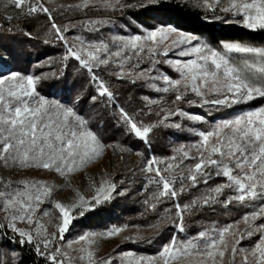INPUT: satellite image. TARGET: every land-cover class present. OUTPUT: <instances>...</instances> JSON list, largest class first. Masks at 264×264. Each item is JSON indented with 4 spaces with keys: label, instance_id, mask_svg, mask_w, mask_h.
I'll return each instance as SVG.
<instances>
[{
    "label": "snow or ice",
    "instance_id": "obj_1",
    "mask_svg": "<svg viewBox=\"0 0 264 264\" xmlns=\"http://www.w3.org/2000/svg\"><path fill=\"white\" fill-rule=\"evenodd\" d=\"M9 2L24 18L46 15L54 39L66 46L64 59L74 58L90 74V84L94 86L95 94L87 99L93 109L98 106L101 109L97 113V124L111 110V118L123 125L124 131L149 147L150 134L156 127L166 125L171 117L193 122H204L205 118L180 108L164 112L161 106L160 112L156 113L159 119L155 123H145L118 106L114 92L106 81L96 75L95 69L114 66L111 75L118 80L128 79L133 84L137 81H157L159 83H149L148 87L157 93L173 94L174 102L184 101L192 93L199 101L187 102L200 107L209 106L218 110L264 99V48L225 42L221 52L200 42L193 43L198 41L197 36L178 31L172 25L145 30L143 35L115 36L112 38L113 47L105 40L85 41L81 37L75 38L77 43L69 44L65 35L70 30L69 26L55 22L53 13L56 9L47 7L44 0ZM166 2L170 0H138L136 5L127 4L125 0H80L75 5H68L65 10L75 8L84 11L95 7L119 10L154 6L156 11H163ZM222 3L224 0H197L196 6L203 7L206 12L214 13L219 9L231 14L233 20L226 23H239L253 31L264 30V0H227L226 6L220 7ZM7 19L11 21L16 17L8 16ZM97 23L101 22H89L91 26L88 30H98L95 27ZM173 35L175 39L166 44L165 41ZM173 49H179L176 55L180 57L195 55L196 58L187 61L160 59L168 57ZM233 53L252 59L245 58L243 66L236 65L232 63ZM145 58L151 64L150 68L140 67ZM164 63L169 64L179 78H172L157 68V65ZM40 79L16 71L0 74V162L5 168L55 173L64 178L66 186H70L71 174L82 171L88 164L100 159L106 149L116 146L105 144L91 127L89 118L76 111L75 105L80 103V97L72 106H65L38 96L37 84ZM162 99L144 97L149 108L161 105ZM147 114L141 109L140 115ZM170 126L182 129L180 123ZM198 135L200 140L192 145L196 155L192 154L191 149L181 147L176 150L178 155L171 158L172 162L152 158L143 167L142 170L149 174L145 189L155 186L150 198L154 203L149 206L155 208L167 200L173 202L174 208V211L165 209L166 215L149 227L157 229L155 234L168 226L174 227L178 233H184L186 217L199 209L217 204L228 207L236 203L252 210L246 212L241 220L221 229H205L185 240H178L174 234L157 256H136L131 252L119 254L120 264H183L189 260L195 264H264V222L257 223L264 221V110L249 111L216 122L211 130L199 132ZM119 150L125 151L123 147ZM136 155L143 157L140 152ZM186 160L194 163L185 167ZM161 163L165 165L163 168L160 167ZM213 175L226 178L227 183L210 188L189 203L179 202L183 192L198 187L200 183L209 184ZM92 187L95 195L90 199L75 190L77 199L65 204L52 199L60 189L45 180L25 178L13 181L0 177V229L10 230L14 234L12 239L21 246H34L36 254L45 257L49 264H71L73 258L63 248L57 247V243L64 240L75 219L108 201L117 189V185L108 179H104L98 187L93 182ZM226 189L233 194L221 199ZM46 203L52 204L58 211V215L48 211L42 213L50 217L49 223L58 221L53 224V232H48L38 215L42 211L41 206ZM20 224L29 227L22 228L18 226ZM241 224L243 228L239 227ZM126 229L127 226H114L102 233H87L70 242L68 247L71 248L73 243L81 244L77 251L83 255L79 259H86L88 264H116V257L113 256L97 258L93 246L99 240L114 237H121L122 242L143 240L139 234L122 236ZM257 234L259 239L254 246L247 249L240 247L242 241Z\"/></svg>",
    "mask_w": 264,
    "mask_h": 264
},
{
    "label": "trees",
    "instance_id": "obj_2",
    "mask_svg": "<svg viewBox=\"0 0 264 264\" xmlns=\"http://www.w3.org/2000/svg\"><path fill=\"white\" fill-rule=\"evenodd\" d=\"M127 4L136 5L138 0H127ZM227 0L220 7H224ZM67 6L58 7L53 13L55 22L58 25L69 26V31L65 34L67 37H81L84 40L91 41L104 40L111 33H116L127 20H130L144 27H156L160 25H172L178 31L197 36L204 44L211 48H218L225 42L240 43L245 46L264 48V30L253 31L244 28L239 23L232 21L231 14H225L219 9L214 13L205 11L203 7H197L195 3L170 0L163 5V11H156L154 6L147 7H128L119 10L103 7L89 8L84 11L71 8L65 10ZM16 19L9 21L7 16L0 13V47L3 48L12 60V64L19 66L22 74H28L31 65L43 63L42 71L46 75L42 77L37 84V92L47 99L55 100L65 106H72L77 97H80V103L75 105L76 111L89 118L90 125L102 138L105 144H114L129 148L134 152L143 153L142 159L148 160L155 158L159 161L172 162L171 158L177 156L178 148L191 149L193 155H196L192 145L196 144L200 137L192 133L190 129L197 128L200 132L211 130L216 122L232 119L243 114L246 110H264V99H256L247 104L233 106L232 108L215 109L209 106L200 107L198 104H189L187 101H199L194 94L189 93L184 101L174 102L173 94L157 93L148 87V81H137L133 84L130 80H118L111 72L115 70L114 66L95 69L96 75L107 82L114 92L118 106L124 107L130 114L145 123H155L159 117L156 113L160 112L161 106L164 112L169 110L182 109L185 112L201 115L205 118L192 126L188 120L179 117H171L166 125L156 127L150 134V147L140 141L134 135L124 131L123 125L118 124L112 119V112L104 116V120L97 124V113L101 111L98 106L93 109L92 104L87 99L89 95L95 94L94 86L90 84V74L82 69L74 58L64 59L66 55V46L63 42L54 39L50 32L48 18L44 14L34 17L24 18L14 16ZM207 17V19H205ZM222 17V19H214ZM239 19V18H237ZM99 21L95 27L98 30L89 31L91 26L89 22ZM29 33L30 35H25ZM48 41V43H45ZM240 55V56H239ZM232 60L233 64L243 66L245 57L239 54ZM21 59V60H19ZM24 61H23V60ZM23 61V62H22ZM144 97L152 100H159L161 105L147 106ZM141 109L147 112V115H140ZM211 113V115H209ZM172 123H180L182 129L171 127ZM192 160L184 162L185 167L191 166ZM163 163L160 167H164ZM147 177L140 176L137 169L128 173L121 174L116 179L117 189L113 196L94 210L88 211L83 217H78L73 222V227L77 230L90 229L104 226H149L158 223L161 216L166 215L165 209H173V202L165 200L157 204L155 208L150 207L154 203L150 198L155 186L145 189ZM227 183L226 178L216 177L205 185L200 183L196 188H189L180 196L181 204L189 203L194 198L200 197L210 188ZM187 184V182H186ZM179 188V184H177ZM123 192V195L119 193ZM232 191L226 189L221 199H227L232 195ZM148 201V203H145ZM251 208L233 203L228 207L214 205L205 207L186 217V231L178 233L174 227L168 226L157 230L151 236L139 241L128 242L124 245L125 251H132L137 254L154 255L158 253L172 236L175 234L178 239L185 240L195 236L205 229H221L235 221L241 220V217L251 211ZM264 221H257L261 223ZM240 226V225H239ZM240 228H243L241 224ZM0 236L5 248L11 249V243L6 239L0 230ZM259 239V234L242 241L240 247L251 248ZM151 240V242H147ZM16 254L17 264H44L41 258H37L29 249L20 247L13 248ZM239 260L240 257H237Z\"/></svg>",
    "mask_w": 264,
    "mask_h": 264
},
{
    "label": "rangeland",
    "instance_id": "obj_3",
    "mask_svg": "<svg viewBox=\"0 0 264 264\" xmlns=\"http://www.w3.org/2000/svg\"><path fill=\"white\" fill-rule=\"evenodd\" d=\"M179 1H186V2H192V3L197 4V0H179ZM44 2L47 7L56 9L58 7L75 5L79 3L80 0H44ZM0 13L7 17L8 16H13V17L19 16L17 10L11 7L9 0H0ZM154 28L144 27L130 20H127L123 25H120V29L116 30V33H111V35H108L104 40L109 43L110 47H113L112 38L115 36L128 37V36L137 35V34L143 35L145 34V30L154 29ZM67 38H68L69 44L77 43L75 40L76 37L68 36ZM172 39H175L174 35L170 36L168 40L165 41V43L170 44ZM85 41H91V40L87 39ZM197 42L203 43L199 38H198V41H194L193 43H197ZM222 45L223 44H221V46L218 47L217 49L216 48H212V49L223 52ZM178 50L179 49H173L172 51L169 52L168 57L166 58L160 57V59L187 61V60L196 58L195 55L187 56V57H180L176 55ZM238 55L239 54H236V53L231 54L232 60L236 59ZM42 66H44V64L41 62L36 65H31L29 73L23 74V75H33L34 77L42 78L46 75L45 71L41 72L40 70L39 74L36 73L39 69H42ZM140 67L150 68L151 64L148 62L147 58H145L144 61L141 63ZM18 68H19L18 65L12 64V60L9 57V54L3 48L0 47V74L7 75L8 73L12 71H16L22 74V72H20ZM157 68L165 72L167 75H169L172 78H179V74L175 72V70L167 63L159 64L157 65ZM148 82L149 83H154V82L159 83L157 81H148ZM5 86L7 87V84ZM38 96H41V95L38 93ZM41 97H44V96H41ZM45 99L48 100L49 102H57L52 99H47V98ZM249 111L254 112V111H260V110L259 109L246 110L243 112V114ZM190 122L192 123V126L200 123V122H193V121H190ZM190 131L192 133H196L197 135L200 132L199 130H197V128H194V127L190 129ZM112 145L116 147L106 149L105 153L100 159L96 160L93 163L88 164L82 171L71 174V176L69 177L70 186H66L64 178L56 175L55 173H49L47 171L37 170V169H17V168H11V167L5 168L2 162H0V177L4 178L5 180L11 179L13 181L25 179V178L35 179V180H45L47 181L48 184L56 185L57 188L60 189L52 197L53 200L61 201L62 203H65V204H71L77 199L75 190H78L81 195L89 199L92 196H94L95 191L92 187L93 182H95V185L97 187L100 185V183L104 179H108L111 182H114L116 184V179L121 174L128 173L132 171L133 169H137L141 177H142V174H143V177L145 176L147 177L149 175L148 173L142 170L145 164L147 163V161L142 159V157L137 156L136 155L137 152H134L130 150L129 148H126L123 146H118L116 145V143ZM120 147H123L125 151H120L119 150ZM113 194L114 192L111 194V197L113 196ZM41 209H42L41 213L38 214L41 217V222L45 225L48 232L55 231L53 224L58 223V221L53 220L52 223H49L50 217L43 216L42 213L43 211H48L51 214L58 215V211L50 203H46L42 205ZM18 226L22 228L29 227L26 224H20ZM112 227L99 226V227H94L90 229L77 230L76 228L72 226L70 227V230L65 234L64 240L59 241L56 246L61 247L63 248L64 251L68 252V254L73 258L71 260V264H88L86 259L84 260L79 259V257L83 254L77 250L82 245L73 243L71 248H69L68 244L70 242L76 241L78 237H80L81 235H85L87 233H102ZM115 227H124V226H115ZM0 230L2 231V234L5 235L6 239L9 240V242L12 244L11 249L5 248L2 242V237L0 236V264H17L16 254L13 249L17 245L31 250L32 252H34L37 258H41L44 261V264H49V262L46 260L45 257H41L36 254L34 246H28V245L21 246L16 240L12 239L14 234L10 230H3V229H0ZM156 230H157L156 228H150L149 226H143V227L127 226V229L122 233V236L133 237L139 234L140 236L143 237V239H145L151 236L153 233H155ZM178 240H181V239H178ZM126 243L128 242H122L121 237H114L111 239L99 240L93 247L95 249V254L97 258H101V257L106 258L109 256H113V257H116V264H120L119 254H122V253L131 252L135 254L136 256H140V255L157 256V254L162 250L161 249L158 253L154 255L137 254L132 251H125L124 245ZM183 264H195V262L193 260H189V261H184Z\"/></svg>",
    "mask_w": 264,
    "mask_h": 264
},
{
    "label": "built area",
    "instance_id": "obj_4",
    "mask_svg": "<svg viewBox=\"0 0 264 264\" xmlns=\"http://www.w3.org/2000/svg\"><path fill=\"white\" fill-rule=\"evenodd\" d=\"M6 57V56H5Z\"/></svg>",
    "mask_w": 264,
    "mask_h": 264
}]
</instances>
